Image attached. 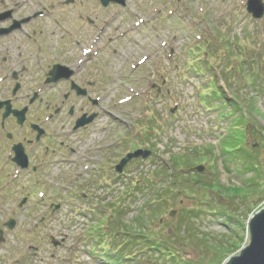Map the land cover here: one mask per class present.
Returning a JSON list of instances; mask_svg holds the SVG:
<instances>
[{"label": "rangeland", "instance_id": "1", "mask_svg": "<svg viewBox=\"0 0 264 264\" xmlns=\"http://www.w3.org/2000/svg\"><path fill=\"white\" fill-rule=\"evenodd\" d=\"M126 2L105 11V42H115L104 62L114 72L127 60L130 77L106 81L86 131L56 137L73 147L69 163L46 158V178L0 165V264H225L248 244L247 223L264 207V10L253 17L248 0ZM110 48L122 56L111 61ZM136 148L151 154L114 170ZM170 179L179 194H160Z\"/></svg>", "mask_w": 264, "mask_h": 264}, {"label": "flooded vegetation", "instance_id": "2", "mask_svg": "<svg viewBox=\"0 0 264 264\" xmlns=\"http://www.w3.org/2000/svg\"><path fill=\"white\" fill-rule=\"evenodd\" d=\"M90 1L93 4L89 9ZM126 1L121 5L105 0H0V165L3 168L17 169L12 160L16 146L22 148L27 160V168L19 174L46 178L51 162L45 159L49 157L65 156L62 163H69L67 159L73 147L56 141V137L61 134L71 138L86 131L104 110L101 105L106 81L113 79L118 86L117 83H126L123 80L130 77L127 60L114 72L104 62L106 49L115 42L112 37L105 42V11L115 5L124 8ZM113 19L112 14L106 22ZM139 19L133 22V27L143 24L144 20ZM120 28L121 23L114 26V33ZM126 34L120 33L117 39ZM54 45L58 49L50 50ZM110 50L111 61L122 56L118 49ZM139 60V64L131 67L132 72L149 60L148 54ZM106 70L110 73L105 74ZM89 118L90 122L76 129L78 120ZM44 141H56L55 150H49Z\"/></svg>", "mask_w": 264, "mask_h": 264}, {"label": "water", "instance_id": "3", "mask_svg": "<svg viewBox=\"0 0 264 264\" xmlns=\"http://www.w3.org/2000/svg\"><path fill=\"white\" fill-rule=\"evenodd\" d=\"M109 1L116 2L121 5L125 4V0H105L106 3ZM254 7H257L258 10H255ZM263 10L264 5L260 0H248L247 11L251 12L253 17H262ZM52 71H56V69L53 68ZM91 120V118H89L87 121H83V119L78 120L76 123V128L86 125ZM15 155L17 164L21 167H26V158L22 154V150H15ZM148 155V151L142 150H137L133 153L127 154L115 167V169L118 172H121L123 166L131 159L138 157L144 159ZM20 160H23L24 163H21ZM198 169L201 170V167H198ZM7 226L11 229L13 227V222L10 221L7 223ZM247 227L249 229V242L247 246L242 247L236 256L228 258L225 264H264V207L250 218L249 222L247 223Z\"/></svg>", "mask_w": 264, "mask_h": 264}, {"label": "trees", "instance_id": "4", "mask_svg": "<svg viewBox=\"0 0 264 264\" xmlns=\"http://www.w3.org/2000/svg\"><path fill=\"white\" fill-rule=\"evenodd\" d=\"M213 92V91H212ZM184 160H186V158H184ZM187 162H189V161H187ZM187 162H184V163H187ZM175 165H178V164H175ZM194 177V176H193ZM169 178V177H168ZM178 184H175L173 181H172V179H170V180H168V182L166 183V186H167V191H165V190H163L162 189V191L163 192H161V190H158V192L160 193V194H166V192L167 193H170V190H172V193H174V195H176V194H179V192H180V188H178V186H177ZM164 186V185H163ZM171 188V189H170ZM178 192V193H177ZM229 220V219H228ZM138 222H139V220H137ZM144 237V236H143ZM239 245H240V243H237V245H235L234 247H233V250H235V249H238L239 248ZM149 246H152L153 248H154V246L153 245H149ZM232 252V250L230 251V248L229 249H227V253H231Z\"/></svg>", "mask_w": 264, "mask_h": 264}]
</instances>
